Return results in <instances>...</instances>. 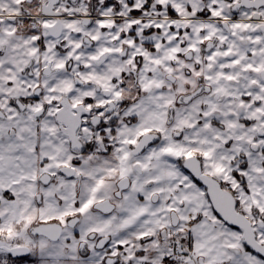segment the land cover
Wrapping results in <instances>:
<instances>
[{
  "label": "snow or ice",
  "instance_id": "snow-or-ice-1",
  "mask_svg": "<svg viewBox=\"0 0 264 264\" xmlns=\"http://www.w3.org/2000/svg\"><path fill=\"white\" fill-rule=\"evenodd\" d=\"M0 264H264V0H0Z\"/></svg>",
  "mask_w": 264,
  "mask_h": 264
}]
</instances>
